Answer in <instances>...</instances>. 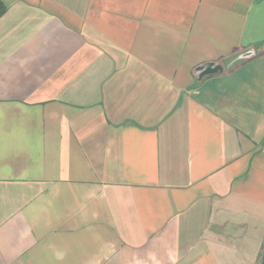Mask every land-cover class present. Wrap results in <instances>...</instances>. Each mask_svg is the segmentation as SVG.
Listing matches in <instances>:
<instances>
[{
	"label": "crops",
	"instance_id": "crops-1",
	"mask_svg": "<svg viewBox=\"0 0 264 264\" xmlns=\"http://www.w3.org/2000/svg\"><path fill=\"white\" fill-rule=\"evenodd\" d=\"M4 1L0 264H264V0Z\"/></svg>",
	"mask_w": 264,
	"mask_h": 264
},
{
	"label": "trees",
	"instance_id": "trees-1",
	"mask_svg": "<svg viewBox=\"0 0 264 264\" xmlns=\"http://www.w3.org/2000/svg\"><path fill=\"white\" fill-rule=\"evenodd\" d=\"M8 5L4 0H0V17L7 11ZM206 68L200 67L199 70H202L200 76H205L208 74L218 73L222 71V67L218 63H210L205 65Z\"/></svg>",
	"mask_w": 264,
	"mask_h": 264
}]
</instances>
